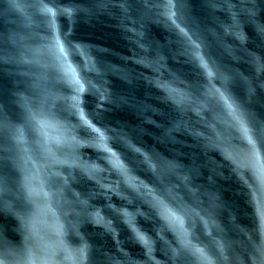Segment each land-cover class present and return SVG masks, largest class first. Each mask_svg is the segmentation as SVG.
<instances>
[{"label":"water","instance_id":"1","mask_svg":"<svg viewBox=\"0 0 264 264\" xmlns=\"http://www.w3.org/2000/svg\"><path fill=\"white\" fill-rule=\"evenodd\" d=\"M258 205L264 0H0V264H264Z\"/></svg>","mask_w":264,"mask_h":264},{"label":"snow or ice","instance_id":"2","mask_svg":"<svg viewBox=\"0 0 264 264\" xmlns=\"http://www.w3.org/2000/svg\"><path fill=\"white\" fill-rule=\"evenodd\" d=\"M49 11L51 12V10H49ZM89 126L91 127V125H89ZM93 131L98 133L101 140L103 139V134L99 132V129L93 128ZM249 143L253 144V147H254V141L252 140L251 137H249ZM257 214L261 217V219H264V206H260V205L257 206ZM140 239L143 240V237H140Z\"/></svg>","mask_w":264,"mask_h":264}]
</instances>
